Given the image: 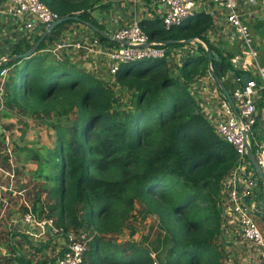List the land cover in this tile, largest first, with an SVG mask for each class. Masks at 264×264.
Segmentation results:
<instances>
[{
    "label": "trees",
    "instance_id": "1",
    "mask_svg": "<svg viewBox=\"0 0 264 264\" xmlns=\"http://www.w3.org/2000/svg\"><path fill=\"white\" fill-rule=\"evenodd\" d=\"M40 1L60 17L78 10L72 0ZM90 12L74 14L79 20L56 26L45 40L56 39L71 23H90L103 30ZM211 24V15L204 12L168 30L161 18L140 21L151 39L199 37L219 55V76L228 71L240 74L242 70L229 60L236 50L224 55L204 37ZM94 32L101 40H108ZM38 37L35 34L32 43L14 41L4 56L11 58L27 51ZM173 45L178 43L168 46ZM199 51V55L184 60V81L171 75L164 60L121 65L116 81L133 92L132 109L113 105L115 99L105 81L67 61L57 62L49 54L36 51L27 58L0 63V67H12L4 83L5 103L11 110L44 116L57 110L67 114L73 108L76 112L69 124L52 127L55 146L15 145L20 161L35 164L30 172L43 181L40 189L55 201L49 211L58 216L57 222H62L66 212L76 220L75 226L116 231L137 202L145 216L157 217L159 232L152 249L158 264H221L222 251L214 241L221 232L216 196L236 155L198 113L186 89V82L205 72L208 65L206 48L200 45ZM224 84L228 88V83ZM78 206L83 209L81 220L74 215ZM36 208L41 207L35 204L32 209ZM103 243L99 236L92 237L85 264H153L144 246L132 244L129 249L135 250L127 255L106 247L103 250ZM57 255L41 260L19 255L20 264H54Z\"/></svg>",
    "mask_w": 264,
    "mask_h": 264
},
{
    "label": "built area",
    "instance_id": "2",
    "mask_svg": "<svg viewBox=\"0 0 264 264\" xmlns=\"http://www.w3.org/2000/svg\"><path fill=\"white\" fill-rule=\"evenodd\" d=\"M159 2L162 6L160 17L166 30L194 16L198 4L214 6L222 13L220 33L226 36L228 43L226 44L236 45L239 49L229 60L235 68L247 73L249 80L243 85L241 74L237 75L232 71L219 76L223 83L227 82L232 86L227 89L233 105L228 102L215 81L211 73L213 66L210 60L205 72L198 73L187 81L186 89L195 102L198 113L211 125L215 135L233 148L236 155L234 165L220 181L216 196L221 215V264H260L256 259L255 247L262 248L264 256V230H260L255 220L254 206L251 207L245 200L251 194H255V184L251 178V170L254 169L247 155V146L251 148L264 174V140L258 133V121L262 116L256 103L259 94H264V67L258 61L255 39L243 12L244 4L248 3L249 7L255 1L159 0ZM252 12L253 8L248 9L249 15ZM90 14L98 24L103 23L96 13L91 11ZM1 15L12 18L11 25L18 30L20 38H34L35 34L39 36L40 33L36 32L38 26L43 22L51 23L60 18L56 11L40 0H2L0 17ZM105 32L119 40L128 41L129 45L109 39L101 40L87 24L71 23L61 30L56 39H44V45L41 48L39 46L37 52L49 54L57 62L67 61L90 73L97 80L117 86L116 74L121 65L144 60H164L169 68H173L171 75L184 81L181 75L184 60L199 55L200 45L206 48L204 41L199 37H194L188 43L162 45L158 40L151 39L140 25V21L136 19L120 28ZM204 37L207 40L209 38L218 40L220 35L210 27ZM242 60L249 64L248 71L242 66ZM8 72L9 67H0V114L6 101L4 83ZM20 218L21 223L37 229L40 235H56L63 238L61 253L57 255L54 264H85L84 256L93 237L85 229H66L53 215L44 212L38 216L31 206H27ZM241 249L244 251L242 257ZM150 254L154 258L152 251ZM153 264H158L155 259Z\"/></svg>",
    "mask_w": 264,
    "mask_h": 264
},
{
    "label": "rangeland",
    "instance_id": "3",
    "mask_svg": "<svg viewBox=\"0 0 264 264\" xmlns=\"http://www.w3.org/2000/svg\"><path fill=\"white\" fill-rule=\"evenodd\" d=\"M71 3L78 8L72 13L77 14L83 10L95 11L98 14L103 13L101 18L107 21V18L104 17L108 14L105 6L108 4L107 0H72ZM4 17L6 16L1 15L0 24H3ZM10 22H12L11 17ZM12 29V32H15L14 41L33 42V37L20 38L18 30L13 26ZM11 40L13 39L0 37V44H4L3 49H0L1 55L12 49L13 43ZM192 57L194 56L189 58ZM242 66L248 71L249 64L244 60H242ZM11 68H9L5 80L10 75ZM169 69L170 72H173V68ZM231 87V85L228 86L229 89ZM107 89L113 94L112 97L115 99L113 105L116 106L118 103L122 108L128 107L132 109L134 107V96L130 89L121 84L117 86L115 84L108 85ZM75 116L74 108L67 114H61L57 110L51 111L48 116H44L30 111L26 112L23 109L11 110L5 103L4 109L0 114V264H20L21 257L19 255L33 260L53 259L62 249L63 245L51 243L52 239L50 237L47 239L44 235L32 239V236H30V239H28L27 235L24 237L23 233L17 231L18 226L15 225L14 220L22 216L27 206L33 207L35 204L40 206V209H35L34 212L36 214L46 212L53 215L57 220L58 216L49 211V206L54 204L55 201L40 189L43 181L27 173L35 168V164L20 161L15 151V145L17 144V139H19V146L39 148L41 145H45L53 147L55 146V134L52 130L54 124L67 125ZM253 197L254 195L251 194L250 199L252 200ZM122 207L119 202L118 208L122 210ZM81 214L83 215V209L78 206L74 212L77 220H81ZM255 220L259 224L256 217ZM259 220L261 221V219ZM20 224L22 227L24 226L23 223L20 222ZM59 224L66 229H85L83 226H75L76 220H72L70 214L66 212L63 214L62 222H59ZM156 224L157 217L154 215L145 216L141 211L140 205L135 202L133 209L120 229L116 231H98L93 227H89V229L86 228L87 230H85L91 236L94 237L96 235L101 238L104 242L102 244L103 250L106 247L109 251H117L120 254L129 255L135 250V247L129 249L132 244L144 246L149 252H153L152 242L156 239L159 232ZM259 225L260 230L263 231L264 221L262 220ZM17 236L18 238H16ZM220 236L221 232L214 240L218 250L222 248ZM144 237L147 238L143 239ZM150 257L152 261L154 259L157 260V257L153 258L151 254Z\"/></svg>",
    "mask_w": 264,
    "mask_h": 264
},
{
    "label": "crops",
    "instance_id": "4",
    "mask_svg": "<svg viewBox=\"0 0 264 264\" xmlns=\"http://www.w3.org/2000/svg\"><path fill=\"white\" fill-rule=\"evenodd\" d=\"M239 1L242 2L243 0H239ZM254 1L255 3L250 4L249 7H247V5H249L248 3L244 4L243 12H244L246 23L250 29L251 34L253 35L255 39V44H256L257 53H258V56H257L258 61L264 67V0H254ZM107 3H108V7H107L108 14L107 16H104L107 18V21H104L101 18L103 13L102 14L99 13L100 14L99 15L97 12L93 11L94 13H96L95 15L101 18L103 22L101 24L103 25V31H112L114 29L120 28L128 24L132 19L141 21L143 19L152 20L155 18H161L160 12L162 10V6L159 0H107ZM251 8H253V12L251 15H249L248 9H251ZM200 12H204V13L211 15L212 24L210 27L212 28L214 32H219V35H220L218 40H213L209 38L208 39L209 42L212 45L217 46L220 50H223L224 55L228 51H232V50L233 51L236 50V53H238L236 49L237 46L227 45L228 43L226 41V36L220 33L221 27H222L220 24V21L222 19V16H221L222 13H220V10L215 8L212 5L198 4L195 8V15L199 14ZM4 19L5 20L3 24H0V37L2 38L4 37L5 39L11 38L13 39L11 40V42L13 43L15 32H12L13 29H12V25L10 22V16L4 17ZM81 24L86 25L85 23H81ZM3 45L4 44H0V49H3L4 47ZM1 54H0V58L4 56ZM243 73L245 72L241 71L240 74H243ZM259 95H260L259 98L256 99V103L260 110V115L262 117L258 121V133H259V137L264 140V94L260 93ZM253 172L254 170H251V174ZM27 173H29V175L32 176V172H27ZM256 179L259 181L258 186L261 188L264 194V183L259 179L258 176L256 177ZM258 186H255V189H254L255 193H256V188ZM254 205H255V202L251 201L250 206L253 207ZM257 221L259 222V224H261V221L258 218H257ZM20 222L22 221H21V218L19 217L16 220H14L15 225L18 226L17 231L23 233L24 237L25 235H27L28 239H30V236H32V239H34L36 237L44 236L43 234L40 235L37 229H31L26 224H24V226L22 227ZM45 237L47 239H49L50 237V239H52L51 243H54V244L59 243L63 245V238L61 236L45 235ZM16 238H18V236ZM30 241L32 242V240ZM241 251L242 253L240 254V257H242L241 255H243V252H244L243 249H241ZM255 253H256V259L259 260L260 264H264L263 249L260 247H255Z\"/></svg>",
    "mask_w": 264,
    "mask_h": 264
},
{
    "label": "water",
    "instance_id": "5",
    "mask_svg": "<svg viewBox=\"0 0 264 264\" xmlns=\"http://www.w3.org/2000/svg\"><path fill=\"white\" fill-rule=\"evenodd\" d=\"M68 20H79V17L71 14V15H65L62 16L60 18H58L57 20H55L54 22L48 23V22H43L40 26H38L36 28V32L40 33L39 37L37 38V40L33 43V45L25 52L22 53H18L13 55L11 58L8 57H1L0 58V63H2L3 61H6L7 59H20V58H27L28 56L34 54L38 47L40 46L41 42L45 39V37L49 34V32H51L56 26L62 24L65 21ZM88 26H90L94 31L98 32L99 34H103L107 37V39L109 40H113L115 42L118 43H122L125 45H129V42L126 40H119L117 39L114 35L112 34H108L103 30H100L99 28H97L96 26L88 23ZM193 38H188V39H182L180 41H176V40H158L162 45H169V44H175V43H188L192 40ZM206 56L209 60L213 59V68L211 70V73L215 79V81L217 82V84L219 85L220 89L222 90L223 94L225 95L226 99L228 100V102L233 105V101L231 99V96L229 94V91L227 89V87L225 86V84L223 83V81L220 79L219 77V73H217V71H219L220 66H221V61H220V57L219 55L213 51L210 50L206 47ZM241 76V82L243 85L246 84V82L249 80V75L247 73H243L240 75ZM246 135V133L244 132V136ZM19 139H17V145L19 144ZM247 155L248 158L253 166L254 172L251 174V178L254 181L255 186H258L259 181L256 179V177L258 176L259 179L264 183V174L261 170V168L259 167L258 163L255 160L254 154L251 150V148L249 146H247ZM246 202L250 204L251 201L255 202L254 205V215L261 219V221H264V194L261 190V188L258 186L256 188V193L253 197V199L251 200L250 198H245Z\"/></svg>",
    "mask_w": 264,
    "mask_h": 264
}]
</instances>
